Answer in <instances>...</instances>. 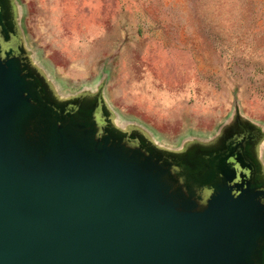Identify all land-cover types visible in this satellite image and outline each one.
Wrapping results in <instances>:
<instances>
[{
  "label": "water",
  "instance_id": "1",
  "mask_svg": "<svg viewBox=\"0 0 264 264\" xmlns=\"http://www.w3.org/2000/svg\"><path fill=\"white\" fill-rule=\"evenodd\" d=\"M215 150L175 157L100 98L56 102L0 0V264H264V192H196Z\"/></svg>",
  "mask_w": 264,
  "mask_h": 264
},
{
  "label": "rangeland",
  "instance_id": "2",
  "mask_svg": "<svg viewBox=\"0 0 264 264\" xmlns=\"http://www.w3.org/2000/svg\"><path fill=\"white\" fill-rule=\"evenodd\" d=\"M58 103L100 98L111 125L175 157L257 135L264 179V0H7Z\"/></svg>",
  "mask_w": 264,
  "mask_h": 264
},
{
  "label": "flooded vegetation",
  "instance_id": "3",
  "mask_svg": "<svg viewBox=\"0 0 264 264\" xmlns=\"http://www.w3.org/2000/svg\"><path fill=\"white\" fill-rule=\"evenodd\" d=\"M257 135L235 124L223 137V146L207 158L209 181L196 192H264V179L253 154Z\"/></svg>",
  "mask_w": 264,
  "mask_h": 264
}]
</instances>
